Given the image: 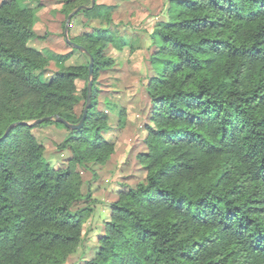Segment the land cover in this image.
Wrapping results in <instances>:
<instances>
[{"label":"trees","instance_id":"obj_1","mask_svg":"<svg viewBox=\"0 0 264 264\" xmlns=\"http://www.w3.org/2000/svg\"><path fill=\"white\" fill-rule=\"evenodd\" d=\"M24 1L0 3V264H65L95 211L82 170L96 174L119 147L97 79L114 64L106 50L128 43L107 28L84 32L72 40L88 61L52 71L29 43L41 36ZM111 10L79 13L111 20ZM165 11L151 33L144 177L118 191L82 264H264V0H168ZM91 79L84 124L70 129L57 115L80 122ZM45 116L55 118L34 124ZM49 123L69 131L56 145L70 151L66 167L35 133Z\"/></svg>","mask_w":264,"mask_h":264},{"label":"rangeland","instance_id":"obj_2","mask_svg":"<svg viewBox=\"0 0 264 264\" xmlns=\"http://www.w3.org/2000/svg\"><path fill=\"white\" fill-rule=\"evenodd\" d=\"M96 3L112 6L111 20L103 17L90 19L79 13L80 9L70 21L68 36L78 38L84 32L95 34L98 28H107L110 33L127 40L128 47L122 50L113 46L106 50V54L113 57L114 64L100 72L96 83L98 107L110 116L111 130L106 135L118 140L119 147L102 168H97L96 174L82 168L84 177L90 181L84 191L90 189L96 199L95 211L85 227L91 228L89 234L65 264H82L83 260L94 256L99 234L104 233V221L109 217V206L118 198V191L125 184H136L144 177L138 154L144 148L145 125L151 106L146 89L148 75L153 71L149 61L151 33L158 21L166 17L168 0H96ZM92 4V0H25L22 3L36 9L33 28L41 37L29 43L48 57L52 71L88 61L87 55L67 42L66 26L71 13L80 6ZM77 85L82 89L85 80L77 79ZM85 101L82 99L78 104L79 113ZM120 120H123V126ZM35 133L39 141L47 140L46 159L54 166L66 167L70 151H59L56 145L67 137L68 129L49 123L38 125ZM85 204L86 201L82 200L77 206Z\"/></svg>","mask_w":264,"mask_h":264},{"label":"water","instance_id":"obj_3","mask_svg":"<svg viewBox=\"0 0 264 264\" xmlns=\"http://www.w3.org/2000/svg\"><path fill=\"white\" fill-rule=\"evenodd\" d=\"M93 1V5L96 3V0H92ZM82 7L84 6H80L77 10H75L73 13H71L69 16H68V21H67V26H66V33H67V37H66V40L67 42L73 46L74 48H77V49H80V50H83V51H86V48L75 42L74 40H72L69 36H68V30H69V25H70V21L73 17V15L80 9H82ZM94 72V61H93V57H91V63H90V75H92ZM88 98H87V103H86V106H85V112H84V115L82 117V119L80 120L79 123H72L70 121H68L66 118L60 116V115H57V118L56 120L60 121V122H63L64 124H66V126L70 129H77V128H81L84 124V121H85V118H86V115L88 113V110L91 106V103H92V95H93V80L91 79L89 81V86H88ZM55 117L54 116H45V117H42V118H39L37 119L34 124H40L46 120H49V119H54ZM14 126V124H12L10 126V128L7 130L6 134L9 133L10 129Z\"/></svg>","mask_w":264,"mask_h":264}]
</instances>
